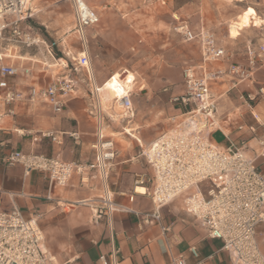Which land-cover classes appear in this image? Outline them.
I'll use <instances>...</instances> for the list:
<instances>
[{"label":"crops","instance_id":"crops-1","mask_svg":"<svg viewBox=\"0 0 264 264\" xmlns=\"http://www.w3.org/2000/svg\"><path fill=\"white\" fill-rule=\"evenodd\" d=\"M23 26L25 29L29 27L25 24ZM231 28L234 27L229 26V30ZM200 29L205 27L201 26ZM31 31L43 42L37 48L0 43V50L7 55L5 64L19 69L18 74L9 79L12 90L27 94L31 87L44 88L54 80L68 76L75 82V91L60 113H54L39 100L34 104H14V114L9 115L8 107L0 102V211H9L15 207L25 219L39 216L38 224L44 235V246L51 264H101L98 260L101 255H105L110 263L112 249L116 250L115 264H173L172 260L180 256L186 264H195L199 260H202V264H228V254L220 250V241L208 238L205 230L185 213L182 197L159 210L162 225L168 227L166 232L162 231L161 225L155 220L143 222L144 215L153 211L149 196L139 192L134 194L132 201L128 199L135 187L145 188L147 192L152 189V170L138 154L141 147L148 146L172 126L173 117L183 112L181 106L170 102L172 96L184 90L180 73L177 76L179 85L172 87L171 82H176V79L164 81L168 85L163 87L166 94L160 99L163 104L167 101L164 104L166 110L156 108L158 118L145 120L139 117L144 112L141 114L135 101H132L131 118L114 121L104 118L102 135L111 139L117 150V156L105 177L93 171L87 180L81 182L79 176L73 175L67 187L55 189L48 200L44 174L32 171L25 175L20 164H4V159L14 151L58 157L64 161L91 163L94 160L91 145L96 140L97 126L95 119L88 114L90 95L82 80L86 77L85 70L75 72L72 69L74 63L68 65L66 60L50 55L47 49L50 42L45 41L46 35ZM235 34L232 35L230 31L231 37ZM198 48V60H190L198 77H201L203 68L211 71L226 70L227 62L204 60L199 44ZM86 57L87 62L84 57L81 62L91 67L87 53ZM59 60L66 63L67 69L62 68ZM236 62L245 64V57H239ZM25 69L30 73L25 74ZM91 70L95 79L94 71ZM115 74L101 84L96 82L97 85L104 83L103 88L110 92L112 82H117ZM103 77L101 75L100 80ZM134 79L133 76L127 83L129 88ZM259 87L264 88V65L257 68L250 80L240 81L223 73L209 83V91L216 103L215 118L219 126L210 134L209 139L223 151L243 143L246 157L253 160L264 177V158L261 156L264 150L261 145L264 141V101L247 107L238 98L240 94L252 93ZM157 121L164 123L163 128L157 126ZM136 125L143 129L134 134L132 132L136 130ZM148 128L155 132L152 135L146 133ZM160 128L162 130L157 133L156 130ZM47 131L58 134L59 141L52 142L43 138L41 134ZM73 133L77 135V140L69 136ZM126 133L130 137H125ZM139 179L143 181L142 186L136 184ZM204 187L201 185L203 192ZM104 192L124 210L113 211L109 216L91 223V210L87 204ZM256 242L264 257V223L256 227ZM191 247H194L197 258L189 251Z\"/></svg>","mask_w":264,"mask_h":264},{"label":"built area","instance_id":"built-area-1","mask_svg":"<svg viewBox=\"0 0 264 264\" xmlns=\"http://www.w3.org/2000/svg\"><path fill=\"white\" fill-rule=\"evenodd\" d=\"M29 0H0V43L6 46H24L37 48L43 43L23 23L30 18ZM74 28L84 41L86 29L98 24L96 11L82 0H70ZM178 21L177 18H175ZM184 41H196L200 45L202 57L207 61H223L228 66L225 71L202 69L201 77L194 68L187 65L182 69L183 92L170 98V102L183 108L178 117H173L172 126L162 132L148 146L141 147V157L151 168L153 186L151 191H142L150 197L153 211L144 215V223L155 220L163 232L168 227L161 223L159 210L178 197H182L185 213L196 221L210 239L219 240L220 250L228 254V264H264L256 242V227L264 223V177L260 174L253 160L246 157L244 145H232L223 151L214 146L209 139L217 129L215 118L216 103L209 91V83L223 73L236 77L240 81L250 80L258 67L264 65V41L257 46H247L245 64L233 61V55L218 46L214 35L200 29L197 33L184 22H177L173 28ZM54 42L47 45L48 53L53 56ZM7 55L0 50V102L7 106V114L13 115L12 106L16 103L34 104L42 100L54 113H60L75 91V82L70 77H61L44 88L31 87L27 94L12 90L9 79L14 78L19 69L5 64ZM72 69L85 70L82 78L90 95L88 114L97 126L96 140L91 145L94 160L91 163L64 161L58 157L14 151L5 159L4 164H20L24 174L32 171L42 173L47 181L46 199L50 200L55 189L67 187L71 177L77 175L83 182L93 171L105 177L117 156L115 143L102 135L104 118L109 120L129 119L133 116L132 92L122 79L111 89L110 95H104L103 84L98 86L91 67L75 58ZM63 69H67L61 60ZM28 74L29 70H23ZM111 79V77L109 78ZM239 100L251 107L264 101V88L259 87L252 93L240 94ZM118 107L120 112L115 111ZM241 129V127H239ZM43 138L52 142L59 141V135L47 131ZM74 140L75 133L69 135ZM264 147V141L261 142ZM264 158V150L261 154ZM142 186L141 179L136 181ZM201 185H205L204 192ZM135 187L129 201L139 193ZM91 210L90 222L96 223L103 216L113 211L124 210L113 203L104 192L99 198L87 204ZM39 216L25 219L18 209L0 211V264H51V258L44 246V235L38 224ZM197 258L194 247L189 248ZM116 250L112 249L111 261L105 255L99 256L101 264H115ZM173 264H186L183 257L172 260ZM195 264H202V260Z\"/></svg>","mask_w":264,"mask_h":264},{"label":"rangeland","instance_id":"rangeland-1","mask_svg":"<svg viewBox=\"0 0 264 264\" xmlns=\"http://www.w3.org/2000/svg\"><path fill=\"white\" fill-rule=\"evenodd\" d=\"M82 1L99 17L97 25L85 30L84 41L74 28L70 0H29L31 16L23 25L46 35V42H54V57L66 60L68 65L75 64L77 57L82 61L87 53L98 84L116 73L117 82H112L106 95H110L111 89L121 84L122 79L129 87L127 83L134 76L130 86L132 101L141 114L144 112L139 117L145 120L159 117L156 108L166 110L167 101L163 104L160 99L166 94L163 87L168 84L164 81L176 79L171 82L172 87L179 85L178 74L182 77V69L200 56L196 41H184L174 31L178 21L186 23L195 33L201 26L205 27L217 44L233 55V61L245 57L242 54L247 46L255 47L264 41V0ZM229 26L235 29L229 30ZM230 31L232 35L236 31L234 37L230 36ZM101 75L104 79L100 80ZM115 111L120 112L118 107ZM156 124L164 126L158 121ZM141 129L136 125L132 133L137 134ZM145 132L152 135L155 131L148 128ZM125 137L130 136L126 133Z\"/></svg>","mask_w":264,"mask_h":264},{"label":"bare ground","instance_id":"bare-ground-1","mask_svg":"<svg viewBox=\"0 0 264 264\" xmlns=\"http://www.w3.org/2000/svg\"><path fill=\"white\" fill-rule=\"evenodd\" d=\"M86 62H87V57L85 56ZM102 91L104 92V95H106V91L102 89ZM138 191H140L142 193L143 189L142 188H138Z\"/></svg>","mask_w":264,"mask_h":264}]
</instances>
